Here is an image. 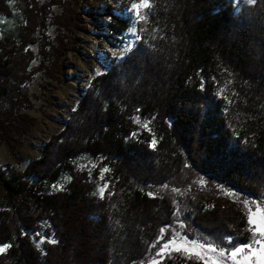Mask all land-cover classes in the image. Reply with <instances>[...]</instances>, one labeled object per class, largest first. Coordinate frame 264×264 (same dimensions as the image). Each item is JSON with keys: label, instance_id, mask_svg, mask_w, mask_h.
I'll use <instances>...</instances> for the list:
<instances>
[{"label": "trees", "instance_id": "trees-1", "mask_svg": "<svg viewBox=\"0 0 264 264\" xmlns=\"http://www.w3.org/2000/svg\"><path fill=\"white\" fill-rule=\"evenodd\" d=\"M12 1L0 0V17L12 16ZM27 1L20 30L0 34V142L12 155L36 126L23 112L31 106L32 73L60 82L64 55L87 22H98V11L110 16L101 22L109 37L122 40L131 25L127 2L100 8L99 0ZM150 2L147 23L137 25L146 29L141 40L123 59L108 56L39 155L23 169L0 165V244H12L0 264H150V245L175 223L177 202L189 239L227 251V237L234 244L251 238L246 208L226 191L264 200V0ZM33 44L39 64L28 69ZM221 88L233 101L226 112ZM136 116L150 121L151 133ZM83 155L110 169L104 198L75 165ZM64 173L63 189L52 190ZM42 223L58 241L44 242L43 251L32 239ZM162 264L197 262L173 253Z\"/></svg>", "mask_w": 264, "mask_h": 264}, {"label": "rangeland", "instance_id": "rangeland-1", "mask_svg": "<svg viewBox=\"0 0 264 264\" xmlns=\"http://www.w3.org/2000/svg\"><path fill=\"white\" fill-rule=\"evenodd\" d=\"M39 1L41 2L42 0ZM124 2H127L129 6L130 0H99V6L103 8L106 4H110L112 7L118 8ZM27 5V0L12 1V16L0 17V34L2 32L16 34L20 30V27L25 23ZM52 11L58 13L59 9L57 6H53ZM96 18L98 22L94 20L95 18H92L91 22H87L88 29L76 33L74 47L63 57V73L65 76H62L60 82L45 78L42 72L38 70L32 73L26 84L31 106L24 108L23 112L35 118L36 126L33 128L31 135L23 139V144L16 149L15 155H12L6 145L0 142V165L2 168L4 165L10 164L15 169H23L31 158L38 156L41 144L53 133L62 129L70 111L73 109L74 103L84 93L91 79L95 76V70L105 71L108 56H120L123 50L129 45L132 38L127 33L131 25L127 28L125 34H123L122 40H120L119 38L105 35L106 29L101 22L110 20L108 14L98 11ZM49 20L50 18L46 21L45 34L51 39L55 35V27L50 24ZM111 43L115 44L113 45ZM30 50H32L35 58L31 61L28 69H32L39 64L37 55L38 46L36 44L30 45ZM140 119L141 123L147 120L145 118ZM74 162L77 168L86 170L89 173L94 182L95 193L97 196H100L99 189L106 182L108 183L107 178L110 176L109 171L101 179V170L105 167L109 169V167L102 164L100 159L91 158L86 155L78 157ZM67 180L68 175L64 173L60 180L53 185L63 184L64 186ZM53 185L50 188L55 190ZM227 192L234 193V195L228 196L240 203L244 199L257 201L253 197L233 190H227ZM2 195L3 192L0 188V202L2 201ZM260 207L264 208L263 205H260ZM253 210L255 209L253 208ZM262 216L264 214H257L256 219L259 221ZM45 226L46 224L42 223L41 229L32 233V239L36 247L40 239L39 236H36L37 232L46 237L45 242H47L48 237L54 238L51 233L45 230ZM43 244L39 247L42 251L44 250Z\"/></svg>", "mask_w": 264, "mask_h": 264}, {"label": "snow or ice", "instance_id": "snow-or-ice-1", "mask_svg": "<svg viewBox=\"0 0 264 264\" xmlns=\"http://www.w3.org/2000/svg\"><path fill=\"white\" fill-rule=\"evenodd\" d=\"M250 2H253V0H250ZM151 8L152 4L150 0H130V4L125 11L131 21V26L127 35L130 36L132 40L120 56L116 57L117 59H123V57L132 50L135 41L141 40V33L146 29L141 28L138 32L137 25L141 22L147 23L148 17L151 15ZM153 31H156V29ZM102 74L100 70H95L96 76ZM229 83H231V81H229ZM203 87L204 85L202 82L201 90H203ZM223 92L224 89L221 88L217 95L218 97L222 96L225 101L224 111L226 112L227 106L232 104L233 101L227 96H223ZM137 112H139V109H137ZM134 122L148 132H152V129L149 127L150 121L145 120L141 123L140 117L136 116ZM137 135V132L132 133L134 137ZM157 144L158 139L153 133L152 139L149 141V147L155 150ZM187 166L188 165H186V167ZM109 171L110 169L107 167L103 168L101 170V179H103L104 174ZM198 183L204 186L206 181L201 177ZM53 187L57 190H62L63 184L53 185ZM163 187L167 188L168 185L165 184ZM106 188H108L107 182L99 189L101 198H104ZM172 191L174 193H180L179 188H172ZM180 194L183 195V193ZM226 194L229 196L234 195L232 192H227ZM109 195H111V193H109ZM147 195L151 198H155L156 194L154 192H148ZM237 199H239V197H237ZM242 203L247 209L248 231L251 233V238L245 243L234 244L232 243L233 238L227 237L226 239L229 242L230 248L226 251L224 246L214 241H206L202 237L199 239H189V234L185 231L186 225L180 218L182 210L179 208V203L177 202V210L174 213L175 223L162 227L159 236L150 245V264H162V261L166 258H171L173 253L182 254L186 260H194L197 264H264V216H262L259 221L256 219L257 214H264V208L260 207L261 204H264V200L257 202L256 200L249 201L248 199H244ZM253 208L255 210H253ZM169 230H171V235H167ZM166 235L167 238H165ZM36 236L40 237L37 242V247L39 248L40 245L45 242L46 237L39 232L36 233ZM161 241L163 242L161 243ZM47 242L51 244L58 243L57 239L52 237H48ZM157 245H159V247H157ZM11 247V243L0 244V254L7 252ZM151 249H156V251L151 253ZM157 257L159 259H157Z\"/></svg>", "mask_w": 264, "mask_h": 264}]
</instances>
